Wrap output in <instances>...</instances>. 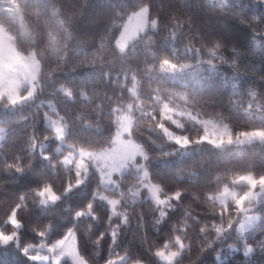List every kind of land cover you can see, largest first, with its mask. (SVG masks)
<instances>
[{
	"label": "trees",
	"instance_id": "trees-1",
	"mask_svg": "<svg viewBox=\"0 0 264 264\" xmlns=\"http://www.w3.org/2000/svg\"><path fill=\"white\" fill-rule=\"evenodd\" d=\"M143 6L156 26L120 52L122 25ZM0 26L20 53L35 49L40 60L31 100L8 108L0 98V234L17 233L16 243L0 239V264H42L28 247L69 229L87 264L120 255L123 264H163L156 253L177 240L184 248L172 264H264V199L252 208L259 220L238 232L234 204L209 198L243 174L264 176V142H196L203 128L194 122L219 118L233 133H264V0H0ZM127 111L126 137L144 154L146 179L162 197L179 193L164 216L135 174L116 177L123 197L114 215L96 198L103 188L91 168L65 192L76 174L61 157L110 148ZM46 113L65 127L58 152ZM166 130L190 143L179 146ZM49 186L59 199L39 204L37 192Z\"/></svg>",
	"mask_w": 264,
	"mask_h": 264
},
{
	"label": "rangeland",
	"instance_id": "rangeland-1",
	"mask_svg": "<svg viewBox=\"0 0 264 264\" xmlns=\"http://www.w3.org/2000/svg\"><path fill=\"white\" fill-rule=\"evenodd\" d=\"M155 26V20L148 19L147 7L139 8L131 13L123 23L121 33L114 42L115 47L120 52H124L130 41L147 28H155ZM36 60V55L33 57L30 53H20L15 48L11 36L0 26V98L3 97L7 100L8 108L24 104L34 97L37 90L38 76ZM172 68L170 65L165 66L167 70H172ZM30 92L31 95H29ZM46 104L50 110H54L52 101H47ZM173 113L174 111L168 106H163V115L167 116L168 114L173 123L182 126L181 118L179 116L177 118L173 117ZM61 120V117L49 113L44 115V123L53 130V137L58 140L55 152L60 151L61 146L64 144L65 127ZM131 122L132 119L128 111L120 114L119 126L113 138V145L110 148L99 151L74 148L61 157L62 165L69 166L76 174L73 185H69L65 192L67 193L74 186L81 185L88 175L89 168H91L99 175V183L103 188L102 191L96 194V198L105 203L114 215L119 200L123 197L116 177L125 173L135 174L140 178L141 187L147 190L146 197L159 207L160 214L164 216L166 209L173 205V199H177L179 193L176 192L171 196L162 197L159 194V187L146 179L147 172L143 162L144 154L132 139L126 137ZM194 122L203 128V133L196 142H207L218 147L241 145L252 141L264 142V133L260 129L233 133L230 126L219 118H194ZM166 134L170 140L181 147H185L190 143L184 135H177L169 130H166ZM4 135V129L0 126V140L3 139ZM43 145L41 144V146ZM136 159L138 160L136 161ZM77 172H79V176ZM77 180H80L81 183L77 184ZM46 189L48 187H44L37 192L40 197L39 204H51L57 200H53V196L59 197L51 189L50 191H46ZM108 190L119 192V196H114ZM211 198L223 207H226L229 202L233 203L237 215L231 221V226L238 232L249 230L260 218L259 212L252 208L264 199V176L256 178L251 174H243L232 179L231 185H224ZM9 221L12 223L14 230L20 226L13 217ZM0 239L3 243H16V230L7 235L0 234ZM183 248L184 245L177 240L176 248L159 250L156 253L157 259L163 264H172ZM28 250L35 252L31 255V259L42 264H87L77 251L76 239L72 229L67 230L61 238L48 244V246L40 243L29 246ZM126 258V255H120L111 258L106 264H123ZM129 264L144 263L136 261Z\"/></svg>",
	"mask_w": 264,
	"mask_h": 264
},
{
	"label": "clouds",
	"instance_id": "clouds-1",
	"mask_svg": "<svg viewBox=\"0 0 264 264\" xmlns=\"http://www.w3.org/2000/svg\"><path fill=\"white\" fill-rule=\"evenodd\" d=\"M30 55L33 56V57H35V55H36V50L33 49V50L31 51ZM36 65H37V74H38V73H39V68H40V60H39V59L36 60ZM33 78L35 79V76H34ZM61 89H63V85H61ZM29 95H31V92L29 93ZM77 175L79 176V172H77ZM80 183H81V181H80V180H77V184H80ZM46 191H50V186H49L48 189H46ZM41 195H42V193H41ZM209 198L211 199V197H209ZM52 199H53V200H55V199H59V197H55V196H53ZM79 214H80V213H77V215H79Z\"/></svg>",
	"mask_w": 264,
	"mask_h": 264
}]
</instances>
